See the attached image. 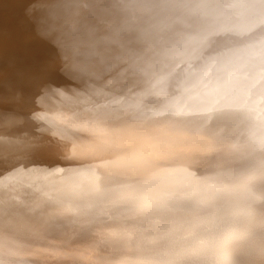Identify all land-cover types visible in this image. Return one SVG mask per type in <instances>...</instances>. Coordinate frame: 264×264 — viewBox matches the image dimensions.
<instances>
[{"label": "bare ground", "instance_id": "bare-ground-1", "mask_svg": "<svg viewBox=\"0 0 264 264\" xmlns=\"http://www.w3.org/2000/svg\"><path fill=\"white\" fill-rule=\"evenodd\" d=\"M109 3L77 38L102 79L46 100L30 155L0 136V264H264V0ZM24 6L5 78L51 57Z\"/></svg>", "mask_w": 264, "mask_h": 264}, {"label": "snow or ice", "instance_id": "snow-or-ice-1", "mask_svg": "<svg viewBox=\"0 0 264 264\" xmlns=\"http://www.w3.org/2000/svg\"><path fill=\"white\" fill-rule=\"evenodd\" d=\"M54 0H25L22 21L29 32L51 53L40 70H34L23 59L9 60V75L0 76V136L30 155L36 148L37 130L45 131L41 121L42 105L53 95L85 90L92 79L100 80L104 70L89 62V53L80 50L78 37L94 36L108 22L109 0H58L67 8L66 15H56ZM94 54V53H92ZM4 60L0 58V65ZM19 153L11 150L8 157ZM0 152V163L6 161Z\"/></svg>", "mask_w": 264, "mask_h": 264}]
</instances>
